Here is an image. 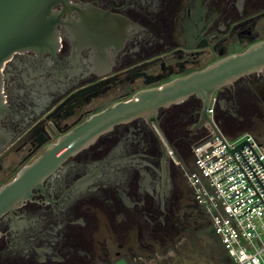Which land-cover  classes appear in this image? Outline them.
Wrapping results in <instances>:
<instances>
[{"label":"flooded vegetation","instance_id":"1","mask_svg":"<svg viewBox=\"0 0 264 264\" xmlns=\"http://www.w3.org/2000/svg\"><path fill=\"white\" fill-rule=\"evenodd\" d=\"M55 9L53 50L14 53L2 69L0 189L90 116L264 41V0H70ZM215 97L227 133L264 127V69ZM199 111L191 97L160 109L157 124H119L30 170L0 215V264H161L203 235L208 219L186 180L192 160L177 147L200 134L191 131Z\"/></svg>","mask_w":264,"mask_h":264},{"label":"water","instance_id":"2","mask_svg":"<svg viewBox=\"0 0 264 264\" xmlns=\"http://www.w3.org/2000/svg\"><path fill=\"white\" fill-rule=\"evenodd\" d=\"M58 5L62 6V10L65 11L70 7V0H0V116L6 112L2 86L4 64L14 53L26 51L42 53L53 50L56 44V27L60 22L62 13L56 11L55 7ZM262 69H264V41L250 45L243 52L226 56L200 71L176 78L158 87L140 91L128 100L115 103L109 108L90 116L81 125L60 137L33 165L23 168L13 182L0 189V215L9 206V195L30 170L35 167L38 168L48 161L57 162L75 155L92 144L100 135L119 124L138 118L153 121L157 124L156 118L160 109L181 104L191 97L197 99L200 103L199 119L191 127V131L195 133L201 130L205 123H208L215 136L221 139L218 123L216 122V126L207 115L212 97L221 88L232 85L240 78L259 72ZM221 141L225 145L222 139ZM245 145L249 147L264 170L263 164L247 140L232 150H229L226 145L225 147L232 157L235 152H239L264 191L263 184L240 152ZM234 161L236 162L235 159ZM239 169L242 171L240 166ZM250 186H252L251 183Z\"/></svg>","mask_w":264,"mask_h":264},{"label":"built area","instance_id":"3","mask_svg":"<svg viewBox=\"0 0 264 264\" xmlns=\"http://www.w3.org/2000/svg\"><path fill=\"white\" fill-rule=\"evenodd\" d=\"M215 104L214 95L207 115L217 126ZM199 133L189 151L192 169L186 173L193 198L213 228L228 264H264V191L239 152L233 158L227 150L247 140L264 166V147L249 133L227 139L220 131L226 148L208 123ZM240 152L264 186V170L249 147L245 145ZM169 153L178 163L173 152Z\"/></svg>","mask_w":264,"mask_h":264},{"label":"rangeland","instance_id":"4","mask_svg":"<svg viewBox=\"0 0 264 264\" xmlns=\"http://www.w3.org/2000/svg\"><path fill=\"white\" fill-rule=\"evenodd\" d=\"M256 130H259V127L247 128L244 133L251 134L257 141L264 144V127H261L259 133L253 132ZM257 134H260V137L256 136ZM199 135L194 138L192 141L193 143L191 142L192 144H194V141L199 137ZM224 135L227 139H231L234 134L227 133ZM202 222L205 225L207 224L206 229L204 230L206 233L203 232L204 237L203 235L198 236L197 234L191 235L188 240L189 242L179 247L178 253L173 252L167 262H163L161 264H223L224 250L221 245L217 243L218 241L214 245L210 243L209 246V243L207 242L209 234L214 235L216 240L217 237L214 234L213 228L209 224L208 220H204Z\"/></svg>","mask_w":264,"mask_h":264},{"label":"trees","instance_id":"5","mask_svg":"<svg viewBox=\"0 0 264 264\" xmlns=\"http://www.w3.org/2000/svg\"><path fill=\"white\" fill-rule=\"evenodd\" d=\"M199 103V102H198ZM219 127V125H218ZM220 131L222 132V134H227V132L222 128V127H219ZM247 129V128H246ZM259 130H261V128H259ZM259 130H256V131H253L254 133H259L260 131ZM245 132V129L241 130L240 132H237L236 134L233 135L232 138L234 137H237L239 136V134H242ZM225 136V135H224ZM256 136L260 137V134H257ZM198 139V138H197ZM196 139V140H197ZM259 142V141H258ZM263 147H264V144L259 142ZM190 144H184V146H182L181 144H179L177 147H178V150H180V153L178 154V156L183 159L185 162H188V161H191L190 158V148H191V145L189 146ZM184 153V154H183ZM206 220V219H204ZM208 223V222H207ZM207 225V224H206ZM206 225L204 223H202V229H203V232H205L204 230L206 229ZM202 232V234H203ZM206 233V232H205ZM204 237V235H203ZM218 241V239L216 240L215 236L212 235V234H209V238H207V242L209 243V246H210V243H212V245H214L216 242ZM219 243V241L217 242ZM223 264H228L227 261H226V257H225V254L223 256Z\"/></svg>","mask_w":264,"mask_h":264}]
</instances>
